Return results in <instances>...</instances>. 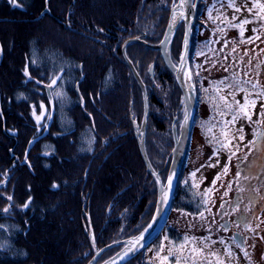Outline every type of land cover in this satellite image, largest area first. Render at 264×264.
Segmentation results:
<instances>
[{
    "label": "trees",
    "instance_id": "obj_1",
    "mask_svg": "<svg viewBox=\"0 0 264 264\" xmlns=\"http://www.w3.org/2000/svg\"><path fill=\"white\" fill-rule=\"evenodd\" d=\"M176 2L0 0V264H99L147 225L157 187L139 153L142 92L121 43L130 37L158 43ZM203 7L198 0L189 65ZM180 35L182 25L170 43L175 64ZM140 41L128 42L125 53L142 78L148 102L154 104L156 86L180 92L160 51ZM191 77L194 84L193 71ZM46 86L54 101L52 121L24 158L28 140L48 120ZM41 101L47 119L37 124L32 115ZM177 106L170 126L174 116L176 122L181 118ZM163 118L155 121L160 131ZM169 138L171 151V128ZM188 144L172 209L187 210L191 199H198L182 174ZM144 146L153 168L167 167L169 153L154 162L148 142ZM166 231L174 237L171 226ZM141 252L124 264H153L139 260Z\"/></svg>",
    "mask_w": 264,
    "mask_h": 264
},
{
    "label": "rangeland",
    "instance_id": "obj_2",
    "mask_svg": "<svg viewBox=\"0 0 264 264\" xmlns=\"http://www.w3.org/2000/svg\"><path fill=\"white\" fill-rule=\"evenodd\" d=\"M203 1V12L200 15L202 23L195 35L194 55L189 65L195 80L193 85L198 99L197 113L190 130L189 144L187 143L189 148L186 167H183L182 172L189 179L192 193L198 199L194 201L191 197L194 203H191V208L187 210L171 208L163 225L165 229L163 227L160 230L157 239L146 251L141 252L138 259L144 258L153 264H177L178 257L179 264H264L262 192H256L259 202L255 209H235L231 206L236 196L247 198L249 186L257 184L258 179L264 175V135L262 140L260 139L263 144L255 153L250 145H247V142L252 143L255 138L256 135L251 132L257 125L260 130L264 129V9L260 7L264 5V0ZM179 25H182L183 34V23L180 21L177 27ZM181 39L182 35L179 37V50L176 48L178 59ZM123 43L121 53L122 47L125 53L128 42ZM169 50L170 46L167 48L168 53ZM162 63L165 65L164 61ZM151 66L152 64L149 66V72H152ZM130 73L132 74L131 70ZM139 78L143 83L140 75ZM220 81L224 83L221 84ZM154 90V104L148 102L146 93L148 112L144 129L142 94L143 113L138 149L140 151L141 144L145 151L144 145L148 142L150 156L158 162L165 158L164 154L170 153L169 122L175 107L180 105L181 124L183 99L181 91H174V87L172 89L170 85L156 86ZM173 93L175 104L172 102ZM220 97L226 99L221 100ZM234 101H239V105ZM228 104L232 107H227ZM241 105L244 106L243 111L240 110ZM163 115L166 122L164 130L160 131L156 122L158 123L161 117V120H164ZM32 116L37 124L46 122L47 107L43 101L40 102L39 112H33ZM241 136L243 139H240ZM170 159L167 162L166 174ZM3 171L1 175L4 177ZM252 176L255 182L251 181ZM3 182L4 180H0V183ZM225 220L229 221L231 228L225 229L221 226L220 222ZM243 221L248 223L246 229L242 226ZM170 226L175 230L174 237H170L166 231ZM233 229L243 233V246L234 241ZM125 244L124 242L123 246Z\"/></svg>",
    "mask_w": 264,
    "mask_h": 264
},
{
    "label": "water",
    "instance_id": "obj_3",
    "mask_svg": "<svg viewBox=\"0 0 264 264\" xmlns=\"http://www.w3.org/2000/svg\"><path fill=\"white\" fill-rule=\"evenodd\" d=\"M197 2L198 0H177V2L170 11L168 22L166 24L165 30L163 32L160 41L154 45H149L144 42L145 45L160 50L161 57L166 67L173 74L175 81L181 91V95L183 99V118L178 133L173 127L174 146L164 182L161 181L157 172H155L151 167L147 159V156L145 154V151L143 149V146L140 144V152L143 162L149 173L154 178L157 187V198H156L154 210L147 225L139 233H137L134 237H132L129 241H127L126 244L123 247H121L117 252H115L113 255H111L109 258H107L100 264H124L129 259L137 255L160 232V230L163 228V225L170 211L172 199L176 189V184L178 181V177L186 153L190 130L192 128V124L197 108L196 89L193 85V81L190 73V67H189L190 41H191L192 25L194 23L196 16ZM177 7L181 9V16L179 19L173 21L172 17L174 16V12ZM180 21L183 23V34L180 44L179 59L177 64H175L171 60L167 48L170 46L172 37ZM129 41H140V40L131 37L126 39L123 44ZM122 55L125 61L127 62L134 78L136 79L142 90L143 100H144L142 129H144L147 118V112H148L146 92L143 87V83L141 82L139 75L137 74L133 64L126 57L123 51V47H122ZM1 58H2V52L0 46V60ZM151 69L152 66L150 68V71ZM46 95L49 103L48 121L45 125L44 130L40 134L28 140L24 150V158L26 157L28 151L31 149L33 144L41 137L45 136L49 130L53 117V110H54V101L50 90V86H46ZM169 178H171V182H169ZM161 201L163 202L161 203ZM158 208L159 211L157 210ZM220 224L224 228L229 227V222L227 220L220 222ZM233 239L239 246L244 245V237L241 233L234 232ZM116 243H110L106 246H103L98 251H96V247L94 244H92L91 247L93 251H96L98 253L102 250H105L115 245Z\"/></svg>",
    "mask_w": 264,
    "mask_h": 264
},
{
    "label": "flooded vegetation",
    "instance_id": "obj_4",
    "mask_svg": "<svg viewBox=\"0 0 264 264\" xmlns=\"http://www.w3.org/2000/svg\"><path fill=\"white\" fill-rule=\"evenodd\" d=\"M152 67H153V65H152ZM175 116L173 117V119H172V121H171V126H170V128H171V139H172V142H173V146H174V137H173V127L175 128V130H176V132L178 133V131H179V128H180V120L178 121V122H176L175 121ZM252 134H254V135H256L255 136V138H253L252 139V143H249V142H247V145H250L249 147L253 150V152L255 153L256 151H257V149L258 148H260L261 146H262V144L263 143H261V141H260V139L262 140V136L263 135H261V133H264V129H263V131L262 130H260V127H258V125L253 129V131L251 132ZM189 136H190V134H189ZM261 144V145H260ZM173 146H172V148H173ZM171 151H172V149H171ZM171 151H170V153L168 154V160L171 158ZM259 154V153H258ZM262 154V153H261ZM263 156H264V153H263ZM150 163V162H149ZM151 165V164H150ZM152 167V166H151ZM166 167V164L165 165H163V167L162 168H153V170L155 171V172H157V174H158V176L160 177V179H161V181L162 182H164L165 181V179H163V170H164V168ZM247 173V172H246ZM245 172H244V174H246ZM261 176V175H260ZM166 177V176H165ZM250 177H251V175H250ZM258 177H259V175H258ZM252 178H253V176H252ZM251 181L252 182H255L256 180H255V178H253V179H251ZM262 181H264V175L262 176V178L259 180L258 179V182H257V184H255L254 183V185L252 186V185H250L252 188H250V186H249V190H248V194L249 195H247V198H242L241 196H236V199L235 200H233L232 202H231V206L233 207V208H235V209H239V208H248L249 210L250 209H255L256 207H257V202H259V201H257V199H255V197H254V193L255 192H258V191H261L262 193H263V197L262 198H264V182H263V184H262ZM178 182V181H177ZM258 183L260 184V185H258ZM177 185V184H176ZM261 206H264L263 204L261 205ZM172 209H171V207H170V211H171ZM169 211V212H170ZM228 221V220H227ZM229 222V221H228ZM248 225V223H245L244 221H243V223H242V226H243V228H245L246 229V226ZM231 226V224L229 223V227L228 228H225V229H229V228H231L230 227ZM164 227V226H163ZM165 228V227H164ZM234 232H239V233H241L242 235H243V233L240 231V230H238V229H233V231H232V233H234ZM158 234H160V233H158ZM157 234V235H158ZM156 235V236H157ZM155 239V238H154ZM154 239L152 240V241H154ZM128 241V240H127ZM127 241H125V243L127 242ZM151 241V242H152ZM150 245V243L147 245V246H149ZM104 246H106V245H104ZM123 246V245H122ZM146 246V247H147ZM146 247H144L143 248V250L146 248ZM142 251V250H141ZM140 251V252H141Z\"/></svg>",
    "mask_w": 264,
    "mask_h": 264
},
{
    "label": "snow or ice",
    "instance_id": "obj_5",
    "mask_svg": "<svg viewBox=\"0 0 264 264\" xmlns=\"http://www.w3.org/2000/svg\"><path fill=\"white\" fill-rule=\"evenodd\" d=\"M14 6H19V5H17V4H15L14 3ZM262 9H264V5H261L260 6ZM248 21H245V23H247ZM225 79H227V78H225ZM219 83H221V84H223L224 83V81H220ZM226 87H231V85H226ZM238 90H240V91H243V89H238ZM220 99L221 100H225L226 98L225 97H220ZM245 100H246V102H247V96L245 97ZM237 105H239V101H234ZM252 103L254 104L255 103V101H252ZM227 107H229V108H231L232 107V105L231 104H228L227 105ZM243 108H244V106H240V110L241 111H243ZM249 119H250V117H249ZM235 120V116H233V121ZM261 135H264V133H262ZM240 139H243V137L241 136L240 137ZM234 154V153H233ZM225 172H227V168H225ZM194 175V174H193ZM238 175H239V173H238ZM169 182H171V178H169ZM165 191H166V189H165ZM163 201H161V203H162ZM158 211H159V208L157 209ZM202 215V214H201ZM186 240L188 239L187 237L185 238ZM170 251V253H171V249L169 250ZM193 251H195V250H193ZM165 259H167V257H165ZM179 260H180V257H178L177 258V264H179Z\"/></svg>",
    "mask_w": 264,
    "mask_h": 264
},
{
    "label": "bare ground",
    "instance_id": "obj_6",
    "mask_svg": "<svg viewBox=\"0 0 264 264\" xmlns=\"http://www.w3.org/2000/svg\"><path fill=\"white\" fill-rule=\"evenodd\" d=\"M174 14H175V15L172 17L173 21H175V20H177V19L180 18V16H181V9H180L179 7H177V8L175 9ZM101 263H102V262H101ZM99 264H100V263H99Z\"/></svg>",
    "mask_w": 264,
    "mask_h": 264
}]
</instances>
